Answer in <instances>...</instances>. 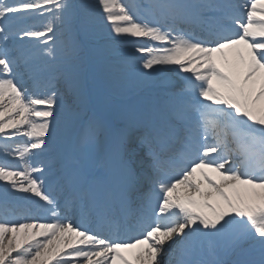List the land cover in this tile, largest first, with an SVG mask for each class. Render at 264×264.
I'll list each match as a JSON object with an SVG mask.
<instances>
[{
    "label": "snow or ice",
    "instance_id": "snow-or-ice-1",
    "mask_svg": "<svg viewBox=\"0 0 264 264\" xmlns=\"http://www.w3.org/2000/svg\"><path fill=\"white\" fill-rule=\"evenodd\" d=\"M95 17L147 38L142 82L190 75L89 115ZM0 157V264H264V0H0ZM16 193L51 222H26Z\"/></svg>",
    "mask_w": 264,
    "mask_h": 264
},
{
    "label": "rangeland",
    "instance_id": "rangeland-1",
    "mask_svg": "<svg viewBox=\"0 0 264 264\" xmlns=\"http://www.w3.org/2000/svg\"><path fill=\"white\" fill-rule=\"evenodd\" d=\"M132 77H133V76H132ZM132 77H129V78L126 77L127 79H126V78H123V79H121V80H117V82L119 81V83H123L122 86H123V87H126V86H129ZM124 79H125V81H124ZM134 80H136V79L134 78ZM119 83H118V84H119ZM119 86H120V84H119ZM120 87H121V86H120Z\"/></svg>",
    "mask_w": 264,
    "mask_h": 264
},
{
    "label": "bare ground",
    "instance_id": "bare-ground-1",
    "mask_svg": "<svg viewBox=\"0 0 264 264\" xmlns=\"http://www.w3.org/2000/svg\"><path fill=\"white\" fill-rule=\"evenodd\" d=\"M115 72H118V69H115L114 70ZM120 72L121 74L124 73V74H130L132 72V70H127L126 68H122L120 69Z\"/></svg>",
    "mask_w": 264,
    "mask_h": 264
}]
</instances>
